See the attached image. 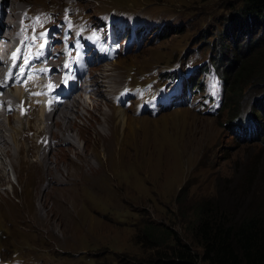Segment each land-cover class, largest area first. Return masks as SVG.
Segmentation results:
<instances>
[{"label":"rangeland","instance_id":"374dc122","mask_svg":"<svg viewBox=\"0 0 264 264\" xmlns=\"http://www.w3.org/2000/svg\"><path fill=\"white\" fill-rule=\"evenodd\" d=\"M12 1L23 9L14 32L8 26ZM244 2L0 0L1 40L10 33L18 40L28 30L32 36L25 45L37 41L41 49L47 46L48 30L55 27L59 33L62 25L79 36L98 38L104 49L107 36H116V57L92 66L90 85L77 88L65 104L82 97L83 107L73 114L85 118L100 103L113 123L119 121L116 114L122 108L127 125L116 124L119 132H110V140H99L93 150L83 139L77 140L81 152L98 155L91 156L95 166L110 155L107 182L102 185L112 193L88 196L79 189L81 195L62 198L63 221L55 227L23 222L35 218V202L21 203L22 185L31 180L25 178L24 168L23 176L16 177L7 167L6 182L0 186V264H168L178 260L176 238L196 256L203 255L193 216L200 204L212 206L237 224L250 216H264V32L255 30L252 21L240 28L238 12ZM64 42L57 38L50 43L49 57L37 64L46 62L53 69L60 65L63 73L67 67L73 70L74 56L63 49ZM30 49L31 55L38 50ZM243 62H251L253 72L233 93L231 84ZM104 70H109L111 80H104ZM102 82H108V88L98 86ZM43 85L33 79L23 88L35 92L30 99L39 100ZM6 89L0 97L22 92L20 86ZM3 103L0 115L10 102ZM257 112L258 121L252 119L249 132L240 119ZM17 114L3 117L19 126L14 122ZM96 128L107 134L100 124ZM67 147L53 146V155L74 157V150ZM29 159L33 161V155ZM46 193H41L43 198ZM25 198L28 201L29 194ZM1 213L12 218L4 220ZM197 264L205 263L199 259Z\"/></svg>","mask_w":264,"mask_h":264},{"label":"bare ground","instance_id":"6f19581e","mask_svg":"<svg viewBox=\"0 0 264 264\" xmlns=\"http://www.w3.org/2000/svg\"><path fill=\"white\" fill-rule=\"evenodd\" d=\"M12 4L13 10L8 26L13 31L16 29L13 26H20L21 24L20 16L23 9L21 6L15 7L14 1H12ZM20 36L21 38L17 40L16 35H11L10 33L9 38L5 37L3 40L0 39V55L3 46H7L3 55L12 52L19 57L18 54L25 46L26 39H29L32 35L30 36L28 30H24L20 33ZM10 41H17V44L15 46L11 44L9 47L8 43ZM48 49L51 50L48 46L42 45L40 50L41 52H46ZM30 50L28 55H31ZM44 64L46 65L48 63L43 62L37 64V61H34L32 63L33 72L28 79L31 81L33 79H38V76L44 72L42 70H46V72L51 70L48 75L49 81L53 83H59L60 80L65 77V73H63L60 65L58 67L55 65L57 68L53 69V67H51L52 64H48L46 68L42 66ZM5 68V62L0 60V74L1 72L3 73L1 76L2 78L5 75ZM10 69L11 65L7 72L8 77ZM73 70L75 71V68H73ZM55 71H59V74H53ZM101 75L105 76L104 80L108 78L111 80L112 78L109 70H104V73ZM13 82L14 81H12V83ZM5 84L7 83L3 81L2 84L0 83V95L2 97L5 95L6 91L4 90L5 88L3 89ZM107 84L108 82H102V84L98 86L108 88ZM24 86L26 85L20 86V88H22L21 93L15 91L11 98L0 97V102L3 103V100L10 102L9 105L5 106L4 114L10 115L12 113H18L14 118V122L19 124V126H15L14 123V125H12L11 120L13 119L9 118L8 122H6L3 117L4 114L0 115V186L6 182V169L8 166H11L16 177L23 176V171H27V176L25 178L31 180V182L28 185H22L21 194H23L24 197L21 203L23 206H26L28 203L35 202L36 206L33 209L35 218H23V222L30 226L41 228L55 227L63 221L62 198L69 195H81L80 191H78L79 189H82L83 194L88 196L105 197L112 193L107 184L102 185L103 181L107 182L106 174L110 167V155H106L103 161L99 159V165L95 166L91 161V156L94 155L98 157V155L92 153L91 156H89L81 152L77 140L83 139L85 146L90 149H92L91 146L93 147L95 144L98 145V141L101 139L110 140V132L113 131L112 135L119 132V127L116 126V124L121 123L124 126L123 128H125V126L127 127L125 118H123L125 114L122 110L124 109L120 108L121 111L116 114L117 117H119V121L117 119L114 123L112 120L113 116L111 117L109 112L104 111L100 103L94 106V110L88 112L84 118L80 114H73L76 108L80 109V107H83L82 97L75 98L71 104L68 105L65 104L67 100L58 103H56V101L45 102V98L43 97L39 100H32L29 96L34 92L28 93V91L23 88ZM17 88L18 87H16V89ZM1 92H3V94H1ZM18 92L20 94L19 97ZM14 98H16V100ZM3 104H5V102ZM60 106L64 108L60 109L59 114H57V111L61 108ZM6 108H8V112ZM0 109H3L2 105H0ZM25 119H28L27 126L24 125ZM77 120H82L84 124L79 125ZM97 124H100L104 132H107L106 135H103V132H99L96 128ZM116 127H118L117 130ZM92 135L96 137L92 138ZM27 142H31L33 146L30 147ZM60 145L64 147L68 146L66 149H73L75 154L74 157L71 156L63 159L56 158L53 155L56 151L53 146L58 148ZM51 152L53 157L50 156ZM29 155H33V161H30ZM23 168L24 170H22ZM13 189L14 193L19 196V191L14 187ZM44 190L47 191L45 198L41 195ZM25 194H29L28 201L25 198ZM49 199L52 201V205L49 204ZM1 214L4 220L12 218V216L7 214Z\"/></svg>","mask_w":264,"mask_h":264},{"label":"trees","instance_id":"16d2710c","mask_svg":"<svg viewBox=\"0 0 264 264\" xmlns=\"http://www.w3.org/2000/svg\"><path fill=\"white\" fill-rule=\"evenodd\" d=\"M243 25L242 30L248 27V22H253L255 30L264 32V0H245L242 9L238 12ZM237 30V25L234 26ZM253 30V29H252ZM240 34V31H237ZM236 32V33H237ZM253 72L251 62H243L235 74L231 84V91L236 93L242 86V81L247 80ZM256 73L254 74V76ZM238 87V89H237ZM252 113L250 119L241 120V124H247L252 119L258 121ZM239 118V116L237 117ZM257 127V124L255 123ZM255 127V129H256ZM194 227L201 239L203 255L196 256L188 245L181 244L176 238L174 254L178 260L168 264H197L198 260L205 264H264V216H250L240 223L227 218L219 210L212 206L200 204L195 207ZM162 264H165L162 262Z\"/></svg>","mask_w":264,"mask_h":264},{"label":"snow or ice","instance_id":"6c2138e0","mask_svg":"<svg viewBox=\"0 0 264 264\" xmlns=\"http://www.w3.org/2000/svg\"><path fill=\"white\" fill-rule=\"evenodd\" d=\"M36 19H37V21H39V17H37ZM43 35H44V33H41V34H40V36H43ZM17 58H18V57H17L16 54L14 53V54H13V59H17ZM14 67H15V65H14ZM42 71H46V70H42ZM8 75L11 76L12 74L9 73ZM37 94H38V93H37Z\"/></svg>","mask_w":264,"mask_h":264}]
</instances>
